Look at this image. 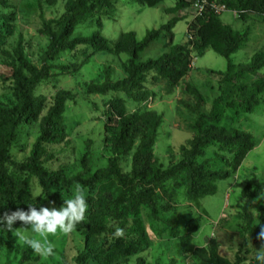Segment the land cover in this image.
Masks as SVG:
<instances>
[{
    "label": "rangeland",
    "instance_id": "rangeland-1",
    "mask_svg": "<svg viewBox=\"0 0 264 264\" xmlns=\"http://www.w3.org/2000/svg\"><path fill=\"white\" fill-rule=\"evenodd\" d=\"M114 1V12L110 17L104 18L101 30L102 35L112 45L122 34L128 32H135L138 41H143L149 31L160 29L175 17L181 20L173 29L174 45H187L190 42L188 24L195 19L193 7L196 2L193 1L191 7L172 15L167 10L175 7L179 0H165L154 8L143 6L137 3V0ZM66 3L67 0H57L54 5H50L48 0H7V7L0 5V17L5 14L15 15V20L10 26L0 19V96L5 110H11L17 101L13 96V68L5 64L3 51L12 52L22 38L29 61L42 67V56L50 47L49 37L42 33L44 22L59 18L65 11ZM220 18L235 31L245 32L250 29L249 40L244 48L231 57L234 68L228 74L227 59L212 49L202 53L194 48L188 75L177 88H171L167 81L159 80L153 74L149 75L147 88L152 98L146 103H134L122 93H109L107 96L88 95V85L104 82L107 67L112 68L113 81L126 78L125 65L130 57L127 54L95 53L91 48L81 46L73 52L63 53L57 61L50 63L69 69H54L51 77L35 90L36 96L47 98L46 109L41 118L48 113L59 91L66 90L77 94L74 101L66 104V141L47 146L53 158L45 164L50 171L65 169L70 176L84 172L82 160L85 155L91 162V172L86 177L107 168L109 159L113 156L114 124L109 123L110 127L106 128V112L107 103L114 97L124 98L130 113L153 111L164 117L152 150L154 158L158 159L164 168L180 161V148L195 137L194 126L203 113H215L220 118L217 125L235 128L254 137V150L249 153L236 173L214 184L217 188L215 195L197 201L189 200L187 184L182 177L179 187L175 182H168L164 186V189L174 196L171 206L163 191H159V221L153 218L145 205L140 207L137 216H132L125 211L124 204H120L121 216L113 215L107 220L106 231L97 236L96 248H107L120 237H124L128 242H135L137 251L127 260V264H136L140 257L150 264H206L183 252L180 239L172 235L168 224L172 218H176L182 234H192V243L196 247L210 248V242L213 240L217 253L232 262L240 255L246 259L243 264H251L255 261L257 251L264 249V244L245 232L246 223L240 218L245 203L242 196L244 188L253 179L257 183L264 182V94L259 96L261 104L254 113L245 111L242 97H239V91L243 87L255 90L254 83L264 79V68L254 74L237 77L239 66L249 64L256 54H264V17L252 14L245 22L229 11L222 13ZM97 30L95 23L88 22L80 26L74 36L88 37ZM169 42L170 38L164 34L148 50L141 53L138 62L160 58L170 51L167 47ZM187 84L193 85L202 93L204 99L201 103L187 91ZM230 104L237 106L233 108ZM40 134V122L23 126L18 141L11 149V158L18 163L26 162ZM140 143L141 136H138L131 155L120 158L123 173H131L133 156ZM218 156L232 162L234 150L221 148L220 145H213L207 150L206 158L210 160L213 170L227 169V165ZM9 172L15 181L27 177L25 173L13 167H9ZM74 189L70 192H60L67 199L72 196ZM32 191L33 195H40L37 198H41L42 207L60 208L42 196V190L35 179L32 182ZM83 191L87 197L89 192ZM116 191V187H112L109 192L117 197ZM256 203L264 204V196L256 200ZM191 221L198 225V231L195 233L188 227ZM20 228L29 229L30 226ZM117 229H121L123 233L119 237L114 235ZM49 240L54 245V254L44 258L32 251V257L26 264H75L77 254L87 246L83 231L75 230L69 235L49 236ZM26 247L28 246L16 238V232L0 228V264H19L22 251Z\"/></svg>",
    "mask_w": 264,
    "mask_h": 264
},
{
    "label": "trees",
    "instance_id": "trees-1",
    "mask_svg": "<svg viewBox=\"0 0 264 264\" xmlns=\"http://www.w3.org/2000/svg\"><path fill=\"white\" fill-rule=\"evenodd\" d=\"M41 1V0H40ZM57 0H48L54 5ZM165 0H137L136 2L151 8L159 6ZM199 0H179L175 7L167 10L169 14H177L189 8ZM224 4L230 11L237 12L241 20L247 22L250 15L257 14L264 17V0H209ZM0 5L8 6L7 0H0ZM115 9L114 0H67L64 13L56 19L44 22L42 33L49 37V50L42 56V67L29 61L25 54L22 38L11 51H3L4 62L13 68V96L17 104L9 111L3 108L0 96V217L17 210L27 211L28 205L42 207L41 198L33 199L32 182L37 180L42 190V196L52 204L62 207L64 196L60 191L70 192L77 185L89 192L86 197L88 204L87 216L82 224L77 225L76 231H83L87 246L79 252L75 264H127V260L137 251L135 242H128L120 237L109 247H98L97 236L106 231V222L113 215L121 216L120 204L132 216H137L140 207L145 205L151 211L155 220L159 221L160 207L158 193L163 191L172 205L174 196L164 189L168 182H175L180 186V178L184 177L187 184V197L197 201L217 193L214 186L220 180L228 179L236 173L246 157L256 147L252 134L235 128H226L217 125L220 118L215 113H203L199 116L194 129L196 135L187 144L180 148L179 162L164 168L158 159L154 158L153 147L159 135V129L164 123V117L153 111L130 113L124 98L114 97L108 103L106 112V128L109 123L114 124V138L112 141L113 156L109 159L107 168L98 170L92 176L91 162L87 155L82 160L84 172L77 175H68L65 169L50 171L45 164L52 160L48 145H58L66 141L67 128L64 122L66 104L74 101L77 94L66 90L59 91L48 113L41 118L46 109L47 98L36 96V88L49 79L54 69L66 70L68 67H57L50 63L69 51H75L84 46L91 48L95 53L107 52L110 54L129 55L125 68L127 76L123 80H112V68L105 70V80L100 84L88 85V95L107 96L109 93H122L134 103H146L152 98L147 88L148 77L153 74L159 80L168 82L171 88H177L188 75L192 61L193 49L204 53L208 49L229 61V73L234 67L231 57L244 48L249 40L250 29L245 32L235 31L225 25L212 11L201 17H196L188 24V36L194 40L187 45H174L173 29L181 20L175 17L158 30L149 31L143 41H138L135 32L124 33L115 44H111L101 33L104 18L110 17ZM7 26L12 25L15 15H2ZM96 24L97 31L88 37H75L76 30L88 23ZM170 38V51L156 60L138 62L141 53L148 50L163 35ZM2 35H0L1 38ZM264 68V54H256L249 64L238 67L237 77L245 74H254ZM223 74V73H220ZM255 90L243 87L239 91L242 97V106L247 113H254L260 106L259 96L264 94V79L254 83ZM187 91L196 96L199 103L204 96L193 85L187 84ZM235 108L236 104H230ZM40 122V137L34 144L31 154L24 163H18L11 158V149L19 139L23 126ZM141 136V143L133 156L132 171L130 174L122 172L120 158L131 155L135 143ZM213 145L234 150V158L229 162L225 157L218 158L227 165L226 168L213 170L210 160L206 158L207 150ZM203 160V161H200ZM9 167L25 173L27 177L15 181L9 172ZM256 189L252 190L253 187ZM112 187H116L117 197L110 194ZM109 194H106V193ZM245 203L242 206L240 218L244 220L245 232L254 236L264 244L261 233L264 232V204L256 200L264 196V182L257 183L255 179L247 184L242 192ZM257 223V225H256ZM172 235L179 238L185 254L197 257L206 264H243L246 259L240 255L232 262L217 253L215 242L208 247H196L192 243V234H182L176 218L169 220ZM3 227V225H0ZM22 222H16L13 228L19 229ZM188 227L195 233L198 231L196 222H190ZM6 230V229H4ZM15 232V231H13ZM32 257V250L26 247L22 251L19 264H26ZM136 264H150L140 257ZM174 264V263H173ZM251 264H257L256 260Z\"/></svg>",
    "mask_w": 264,
    "mask_h": 264
},
{
    "label": "clouds",
    "instance_id": "clouds-1",
    "mask_svg": "<svg viewBox=\"0 0 264 264\" xmlns=\"http://www.w3.org/2000/svg\"><path fill=\"white\" fill-rule=\"evenodd\" d=\"M40 197L34 194L33 199ZM88 211L87 199L84 191L77 185L71 197L63 199V206L59 209L55 207L37 208L34 205H28L27 211L17 208L10 214L0 217V227L8 232H16V238L28 246L35 255L40 257H50L54 254V245L49 240V236L72 234L77 225L83 223ZM16 222H22L23 225L30 226L29 229L13 228ZM122 230L117 229L115 236H121ZM264 239V232L261 233ZM257 264H264V249L257 251L255 257Z\"/></svg>",
    "mask_w": 264,
    "mask_h": 264
},
{
    "label": "built area",
    "instance_id": "built-area-1",
    "mask_svg": "<svg viewBox=\"0 0 264 264\" xmlns=\"http://www.w3.org/2000/svg\"><path fill=\"white\" fill-rule=\"evenodd\" d=\"M193 8L195 11V18L203 16L209 10L214 12L216 15H221L224 12L230 11L226 5L218 4L217 2H210L209 0H199L195 3ZM233 13L235 16H238L237 12H233ZM189 40L193 41L194 40L193 36H189Z\"/></svg>",
    "mask_w": 264,
    "mask_h": 264
}]
</instances>
